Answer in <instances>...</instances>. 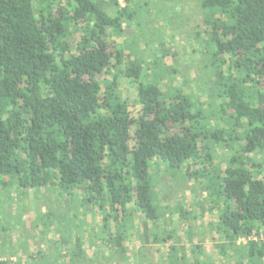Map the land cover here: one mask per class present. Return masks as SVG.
Wrapping results in <instances>:
<instances>
[{
	"label": "trees",
	"instance_id": "16d2710c",
	"mask_svg": "<svg viewBox=\"0 0 264 264\" xmlns=\"http://www.w3.org/2000/svg\"><path fill=\"white\" fill-rule=\"evenodd\" d=\"M195 2L194 43L208 64L203 93L191 96L166 87L177 74L169 43L154 55L144 42L127 52L133 0H0V199L18 187L58 195V264H95L94 229L117 264L131 243L139 264H264V241L252 240L264 235V0ZM155 169L205 193L207 210L200 198L192 217L173 208L200 231L168 227ZM205 211L217 212L209 227ZM136 215L141 233L132 234ZM207 233L217 236L208 249ZM44 257L0 251V264Z\"/></svg>",
	"mask_w": 264,
	"mask_h": 264
},
{
	"label": "rangeland",
	"instance_id": "374dc122",
	"mask_svg": "<svg viewBox=\"0 0 264 264\" xmlns=\"http://www.w3.org/2000/svg\"><path fill=\"white\" fill-rule=\"evenodd\" d=\"M133 1L137 21H133L132 24L135 26L132 25L127 30L128 35L131 36L130 40L129 36H124L122 39L123 44L128 42L126 44L127 52H130L129 49L132 43L138 44L139 42H144V44L148 45L147 53L154 55L158 51V46L162 43H169V52L172 53V58L171 60H167V64L170 63L169 65L176 67L177 74L166 75L167 78L164 79L166 87L171 82L184 88L185 92L191 96L198 95L200 90L203 93L205 88L204 84L202 86V83H205L204 76L208 63L204 54L200 53L201 46L194 43L193 28L196 20L202 17L201 13L198 12L195 0ZM215 154L216 158L214 161L223 166V162L226 161V150H218ZM161 173L162 171L156 169L154 173L152 172L153 176L156 177L154 189L158 194L160 202L163 203L162 207L165 210L166 216H171V224L168 227L170 229L175 227L177 234L182 236L185 230L188 232L186 226L189 225L197 233V231H200L197 230L198 226L190 223L191 219H180L173 212V208L181 205L187 208L191 213L190 217H192V214H194L193 210L196 209L194 206L199 202L197 198H200V200L204 201V207L207 210L208 203L204 198L205 193H199L192 182H185L183 184L170 175V173H162V175ZM3 192L4 197L0 199V251H3L6 254V258L12 261H14V258H21L25 254L34 255L38 252L42 257H46V264H58V255L61 253V250L59 247L54 249V243L61 237L60 231L62 229L59 223L61 217L56 214L57 211L62 210V205H60L61 200L57 197L58 195L47 191L45 193L39 189L23 191L19 187L17 189L6 188ZM48 211V214L51 213V215L48 217V220H45L42 213ZM53 215L55 216L52 218L53 220H49ZM216 218V211L212 213L205 211L202 222L205 227H209L216 222ZM140 225L141 220L136 215L132 224V234L138 228V231L140 230ZM204 230L202 228L203 232ZM139 232L141 233V231ZM137 236L134 235L133 237L136 239ZM103 238L104 236H100L95 229L92 230L90 236V243L92 245L89 247L88 256L90 258L88 257V259L92 260L96 256L95 264H117V256L108 255L105 251ZM200 238L195 236V240ZM204 239L206 240L204 248L208 249L212 243H216L217 236L207 233ZM96 240L98 243H96ZM182 242L185 241L182 240ZM165 248V250L168 249V247ZM184 248L186 249V253H190L189 244H184ZM146 249H148L149 256L157 260L158 254L155 252V247L151 245L146 247ZM85 252L87 254L86 249ZM140 252V245H133L131 243L128 249L126 264H139ZM142 252L144 253V251ZM207 253L208 258L210 256L214 258L212 250H207ZM88 262L90 261L88 260ZM222 263H224L222 260L219 263L217 262V264Z\"/></svg>",
	"mask_w": 264,
	"mask_h": 264
},
{
	"label": "built area",
	"instance_id": "2783aa9c",
	"mask_svg": "<svg viewBox=\"0 0 264 264\" xmlns=\"http://www.w3.org/2000/svg\"><path fill=\"white\" fill-rule=\"evenodd\" d=\"M253 241H258V240H260V241H264V235H262V236H260L259 238H253L252 239ZM245 240H240L238 243H242V244H245Z\"/></svg>",
	"mask_w": 264,
	"mask_h": 264
}]
</instances>
